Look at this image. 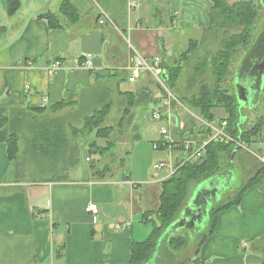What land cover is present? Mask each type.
Masks as SVG:
<instances>
[{"label": "crops", "instance_id": "0c3cea01", "mask_svg": "<svg viewBox=\"0 0 264 264\" xmlns=\"http://www.w3.org/2000/svg\"><path fill=\"white\" fill-rule=\"evenodd\" d=\"M66 1L78 15L62 11ZM213 5L212 0H22L20 9L10 15L8 0H0V27H5L0 33V107L11 113L43 111L41 116L52 111L53 117L43 118L60 119L54 116L62 111L56 112L61 103L69 108L82 95L97 96L91 93L104 81V71L121 88L125 74L129 79L133 74L136 53L150 62L159 58L164 68L176 58L178 47L205 35ZM50 12L58 15L60 27H51L43 16ZM176 30L180 35H173ZM189 31L201 36L194 38ZM258 42L236 60L234 90L245 98L260 85L264 98V44ZM86 53L94 54L91 69L83 66ZM56 61H61V68L53 71ZM148 76L140 73L138 88L146 86ZM154 98L166 123L158 131L161 138L152 139L153 149L167 148L168 161L157 162L170 164L154 173L157 162L132 150L119 165L103 160L102 167H92L85 180L28 179L16 174L6 146L0 143V264H130L132 242L145 241L153 231L144 214L159 210L164 181L188 160L181 158L184 144H208L218 131L225 132L222 108L217 109L218 120L209 122L197 109L168 96ZM236 100L244 129L256 104L249 100V106L242 105L238 96ZM164 128L167 134H162ZM158 141L168 145L156 148ZM251 144L258 150H248L250 154L263 157V130ZM239 153L234 152L228 167L191 186L186 206L195 196L208 210V218L198 209L199 224L192 231L185 227L168 231V227L142 264H264V163L260 159L255 173L244 182L236 167ZM252 179L254 184L238 204L219 211L214 232L204 239L213 211L235 200ZM227 196L233 198L224 202ZM91 202L100 206L98 216L85 210ZM179 236L187 243L176 249L171 241ZM191 246L192 254L185 259L183 254Z\"/></svg>", "mask_w": 264, "mask_h": 264}, {"label": "trees", "instance_id": "16d2710c", "mask_svg": "<svg viewBox=\"0 0 264 264\" xmlns=\"http://www.w3.org/2000/svg\"><path fill=\"white\" fill-rule=\"evenodd\" d=\"M212 1L214 5L208 11L209 27L206 29L205 35L201 39H191L189 48L179 58L164 65V82L176 97V100L172 99V101H179L190 109H197L200 116L209 122L218 120L217 109L222 108L226 113V118L220 119V121L221 123L227 122L225 133L233 140L224 136H217L206 145V152L202 157L188 159L177 165L175 172L163 183L159 210L154 213L144 214L145 221L153 225V231L145 241L132 242L130 264H142L150 257L160 236L186 206L191 186L222 171L226 157L231 160L234 152L243 151L239 143L251 144L261 134L264 127V115L260 117L253 128L245 130L241 127V117L237 112L236 96L224 86L237 46H248L254 37L258 7L254 0H235L232 3L229 0ZM21 5L22 0H8V13L13 15L20 9ZM62 11L74 16L78 15L75 8L68 1L62 4ZM43 16L49 19L51 27L61 26L59 17L55 13H45ZM3 30H5V27H0V33ZM209 40H211L210 43L218 44L219 47L216 52H211L207 56L210 59L209 64L206 59V61L198 65L196 72L201 77H205L208 70H211L215 77V82L209 85L203 79L199 94H193L182 99L174 91L176 82L183 69L180 61L182 59L186 60L200 43ZM162 91L166 94L165 96H168L165 88L162 87ZM147 93L149 94L148 91ZM124 94L130 96L129 104L126 107L128 112L131 106L135 105L140 92L126 91ZM154 100L155 103L158 101L154 98L151 101L154 102ZM109 105L111 106L110 103L104 104L103 108L95 110L93 115L86 118L85 126L80 129L83 134H92L94 136V139L89 144V149L101 154L109 152L114 146L110 139L113 127L103 125L109 112ZM64 106L65 103L58 105L59 108ZM28 113L30 112L19 110L9 115L5 107H0V143L6 146L10 161L13 164L18 158L21 140V136L16 130L19 127V123L23 121V116L26 118L29 115ZM41 114H43V111H36L29 122L30 136L26 142L27 152L31 153L34 160L39 163L44 160V163L56 164L69 161L71 157L74 159L71 140L66 133L63 120L41 118ZM15 128L17 129L15 130ZM99 138L106 139L107 145L104 147L99 145L97 142ZM68 151H72L69 156L66 155ZM54 164H51L50 167H54ZM254 180L252 179L245 184L235 200L223 204L213 211L209 233L204 235V239L214 232L219 211L233 204H238L243 192L254 184ZM186 243L187 240L183 236L174 237L171 241V245L176 249H180Z\"/></svg>", "mask_w": 264, "mask_h": 264}, {"label": "rangeland", "instance_id": "374dc122", "mask_svg": "<svg viewBox=\"0 0 264 264\" xmlns=\"http://www.w3.org/2000/svg\"><path fill=\"white\" fill-rule=\"evenodd\" d=\"M234 1L235 0H229L230 3ZM254 2L258 7V17L256 20V30L254 35H256V38H259L264 26V0H254ZM177 34H179L178 30L173 32V35L176 36ZM189 34L194 38L201 36L197 35L194 31H189ZM256 40L257 39L255 38L252 39L250 43L251 45H239L236 48L237 50L231 61L229 73L224 82V86L230 91V93H235L237 95L235 91L236 89L234 90L236 63L244 51H246L248 47L250 48L252 44L256 42ZM210 41L211 40L200 43L196 50L191 53V55L186 60L182 59L180 61L183 69L179 79L176 82V88L174 91L182 99L193 94H199L203 79H205L204 82L209 85H212L215 82V77L211 73V70H208V73H206L205 77H201L196 72L198 65L203 61H206V59L208 60L209 64L210 59L207 58V56H209V53L211 52H216L217 48L219 47L218 44H212ZM188 48L189 43L188 45H185V47H178L177 50L179 53L176 55V58L170 62H173L175 59L179 58L180 55ZM148 73L149 76L147 77L146 86L138 88L140 78H137L136 81H130L129 74H125L124 79L121 81L123 82L122 87L118 88L116 84L113 83V79H111L112 77H109L112 76L111 73L104 71L102 73V80L104 81H101L100 86H98L96 90L91 93L93 97L97 95L94 99L90 98V96L85 97L82 95L76 105L69 106V108H65L66 106L58 108L56 112L59 110L62 111L56 113V116L54 117H60V119L64 118L65 129L69 139L71 140L73 149L72 154L74 155V159L71 157V160L66 162H59L56 164L51 163L54 164V167H50V163H44V160H41L40 163L37 162L34 160L33 155L27 152L26 142L30 136L29 122L35 115V112L28 113L29 115H27L26 118L23 116V121L19 123L18 129L15 128V130L17 129L16 131H18L21 136L20 151L18 153L16 162H14V171L16 174L27 177L28 179L70 178L85 180L91 177L90 173L92 167H102L103 160L106 161V163L114 166L119 165V160L121 158H126L128 156L127 153L131 152L132 150L134 151V155L143 154V156H149V158L152 159V162H157L160 158L164 159V161H168L169 151L167 148H161L158 150L153 149L152 139L161 138L160 134H158V131L160 130V127L166 122L163 118H153V112L155 110H159V104L149 102V100H153L154 95L156 94L161 95V98L166 94L162 91V87L164 88V86L159 81H157L150 72ZM163 83L165 84L164 80ZM126 91L140 92L135 105L131 106V109L128 112L126 107L129 104L130 96L124 94ZM168 91L171 92L170 89H168ZM108 103H110L111 106L109 105V112L103 125L113 127V130L110 133V139L112 140L114 146L109 152L107 151V153L101 154L100 152L91 151L89 149V144L94 139V136L92 134L85 135L82 131H80V129L85 126V120L87 117L93 115L95 110L103 108L102 106ZM246 108L247 107H245L244 110ZM254 109L255 110L248 112L247 121L244 125L245 130L253 128L258 123L260 117L264 115V98H258L256 108ZM192 110L197 112L196 109ZM52 113V111H47L44 113V116L53 117ZM8 114L12 115V113L9 111ZM44 116L42 115L41 117L43 118ZM231 139L233 140V138ZM97 142L102 147L107 145L106 139L104 138H99ZM239 144L242 146L244 152L242 151L239 153L240 156L237 158L236 167L241 172L243 181L246 182L261 164L260 159L249 152H257L258 146L254 144ZM71 152L68 151L66 155L69 156ZM189 156L190 153L184 151V155L181 158L189 159ZM229 165L230 158L226 157L224 160V168L228 167ZM123 166L125 169L127 163H124ZM116 168L117 167L114 169L116 170ZM125 170H127V168ZM155 171L156 169L153 165L152 172L154 173ZM121 172H123V170ZM231 198H233V196H227L224 202H227ZM193 249V246L188 247L187 251L183 254V257L186 259L188 256H190Z\"/></svg>", "mask_w": 264, "mask_h": 264}, {"label": "built area", "instance_id": "2783aa9c", "mask_svg": "<svg viewBox=\"0 0 264 264\" xmlns=\"http://www.w3.org/2000/svg\"><path fill=\"white\" fill-rule=\"evenodd\" d=\"M134 6H137V4H134ZM100 23L104 24L106 23V17L102 18L100 20ZM85 57H86V60L83 64L84 67H87V68H93V58H94V54L92 53H86L85 54ZM61 68V61H56L52 66H51V70L53 71H57L58 69ZM144 71H148L150 72L157 81H159L163 86L164 88L167 90L168 92V98L169 99H175V96L173 95L172 92H169L167 87L165 86V84L163 83V80H164V68L162 66V63H161V60L159 58H156L155 61L153 62H150L149 59L139 53H136V56H135V65L133 67V74L132 76L130 77V81H135L141 72H144ZM42 107H44V105H42ZM163 117V113L162 111L160 110H155L153 112V118L155 119H161ZM227 122H223V125L225 126ZM162 134H167L168 133V130L167 128H164L162 129ZM217 136H224L226 137L227 139H230V137L225 133V132H222V131H218V133L216 134L215 137ZM168 145V142L166 141H158V142H155L154 143V146L156 148H160V147H164V146H167ZM206 145L207 144H202V145H199L197 147H193L192 144L190 142H186L183 146L184 150L187 151L188 153H190V156H189V159H197L199 157H202L204 155V153L206 152ZM261 161L264 163V156L263 157H260ZM170 164L167 163V162H164V161H161V162H157L154 167L155 169L157 170H160V169H163V168H166L168 167ZM85 210L92 214L93 216H98L100 213H101V209H100V206L97 204V203H89Z\"/></svg>", "mask_w": 264, "mask_h": 264}, {"label": "water", "instance_id": "95a60500", "mask_svg": "<svg viewBox=\"0 0 264 264\" xmlns=\"http://www.w3.org/2000/svg\"><path fill=\"white\" fill-rule=\"evenodd\" d=\"M263 78H264V70L262 72V80H263ZM262 89H263L262 85H260L259 87H256V88L252 87L251 91H248L246 93V94H248L247 98L243 97V95L239 91L238 100L240 101V104L249 106L248 103L250 100V101H253L254 105H255L258 102V98L261 96ZM233 157H234V155H233ZM202 206H203V204L200 205V202L194 196L192 198V200L189 202L188 206H186L183 209V211L181 212L179 219L175 220V222L169 226L168 231L171 229L176 230L180 227H185L189 231H192V228L194 227V225L199 224L198 220L196 219V216L200 215V213L197 214V212H196L198 209H201V211L205 213L204 217L206 219L208 218L207 217L208 210L207 209L203 210Z\"/></svg>", "mask_w": 264, "mask_h": 264}, {"label": "flooded vegetation", "instance_id": "af4514ba", "mask_svg": "<svg viewBox=\"0 0 264 264\" xmlns=\"http://www.w3.org/2000/svg\"><path fill=\"white\" fill-rule=\"evenodd\" d=\"M258 40H259V42H258L259 45H263L264 44V26H263L262 33L259 35V38H257V41ZM263 47H264V45H263ZM263 67H264V64H263Z\"/></svg>", "mask_w": 264, "mask_h": 264}]
</instances>
